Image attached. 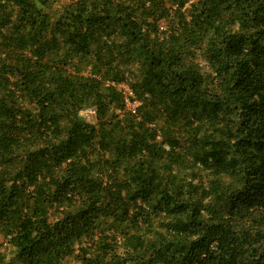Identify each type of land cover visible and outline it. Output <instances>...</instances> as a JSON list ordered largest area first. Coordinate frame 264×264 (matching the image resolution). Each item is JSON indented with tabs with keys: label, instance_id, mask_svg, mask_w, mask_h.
Returning <instances> with one entry per match:
<instances>
[{
	"label": "trees",
	"instance_id": "1",
	"mask_svg": "<svg viewBox=\"0 0 264 264\" xmlns=\"http://www.w3.org/2000/svg\"><path fill=\"white\" fill-rule=\"evenodd\" d=\"M61 1L0 0V264H264V0Z\"/></svg>",
	"mask_w": 264,
	"mask_h": 264
},
{
	"label": "rangeland",
	"instance_id": "2",
	"mask_svg": "<svg viewBox=\"0 0 264 264\" xmlns=\"http://www.w3.org/2000/svg\"><path fill=\"white\" fill-rule=\"evenodd\" d=\"M66 1H69V0H62L61 1V3H65ZM84 116L87 118V120H89V121H95V113H94V111L93 110H91V111H87L85 114H84ZM3 242H4V240H3V238H2V236H0V245H2L3 246ZM9 250H11L10 248H9ZM8 250V252L10 253L11 251H9Z\"/></svg>",
	"mask_w": 264,
	"mask_h": 264
},
{
	"label": "built area",
	"instance_id": "3",
	"mask_svg": "<svg viewBox=\"0 0 264 264\" xmlns=\"http://www.w3.org/2000/svg\"><path fill=\"white\" fill-rule=\"evenodd\" d=\"M128 103H129V106H130L131 108H133V109L135 108V106H134V105H131L130 102H128Z\"/></svg>",
	"mask_w": 264,
	"mask_h": 264
}]
</instances>
